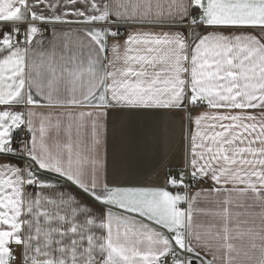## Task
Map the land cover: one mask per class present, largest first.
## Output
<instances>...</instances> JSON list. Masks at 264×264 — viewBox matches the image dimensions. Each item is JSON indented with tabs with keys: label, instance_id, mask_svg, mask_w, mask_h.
Here are the masks:
<instances>
[{
	"label": "snow or ice",
	"instance_id": "obj_1",
	"mask_svg": "<svg viewBox=\"0 0 264 264\" xmlns=\"http://www.w3.org/2000/svg\"><path fill=\"white\" fill-rule=\"evenodd\" d=\"M135 117L181 126L147 186ZM0 264H264V0H0Z\"/></svg>",
	"mask_w": 264,
	"mask_h": 264
},
{
	"label": "crops",
	"instance_id": "obj_2",
	"mask_svg": "<svg viewBox=\"0 0 264 264\" xmlns=\"http://www.w3.org/2000/svg\"><path fill=\"white\" fill-rule=\"evenodd\" d=\"M180 135L181 126L178 120L156 121L135 117L125 128L114 126L110 122L107 132L109 179L113 178L117 158L125 161L134 157L137 160L136 165L122 166L118 179L144 186L154 183V154H159L169 165L182 164L183 145Z\"/></svg>",
	"mask_w": 264,
	"mask_h": 264
}]
</instances>
